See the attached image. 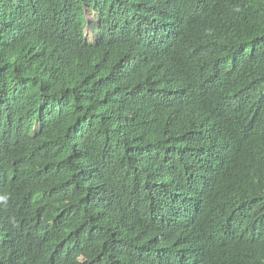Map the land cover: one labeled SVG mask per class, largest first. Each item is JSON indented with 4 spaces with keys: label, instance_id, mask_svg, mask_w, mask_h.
<instances>
[{
    "label": "trees",
    "instance_id": "1",
    "mask_svg": "<svg viewBox=\"0 0 264 264\" xmlns=\"http://www.w3.org/2000/svg\"><path fill=\"white\" fill-rule=\"evenodd\" d=\"M0 264H264V0H0Z\"/></svg>",
    "mask_w": 264,
    "mask_h": 264
},
{
    "label": "rangeland",
    "instance_id": "2",
    "mask_svg": "<svg viewBox=\"0 0 264 264\" xmlns=\"http://www.w3.org/2000/svg\"><path fill=\"white\" fill-rule=\"evenodd\" d=\"M88 23H87V27L85 30L86 33V39L91 42V43H95L96 42V29L94 28V24H96V19L94 15H90L87 18Z\"/></svg>",
    "mask_w": 264,
    "mask_h": 264
},
{
    "label": "clouds",
    "instance_id": "3",
    "mask_svg": "<svg viewBox=\"0 0 264 264\" xmlns=\"http://www.w3.org/2000/svg\"><path fill=\"white\" fill-rule=\"evenodd\" d=\"M91 14L93 15L92 12L87 11V18H88V16H90ZM95 19H96V18H95ZM87 21H88V20H87ZM96 22H97V23L94 24V25H97V24H98V26H99V22H98V20H96ZM94 25H93V26H94ZM86 27H87V26H86ZM85 30H86V29H85ZM85 37H86V33H85ZM86 40H87V39H86ZM90 43H91V42H90Z\"/></svg>",
    "mask_w": 264,
    "mask_h": 264
},
{
    "label": "water",
    "instance_id": "4",
    "mask_svg": "<svg viewBox=\"0 0 264 264\" xmlns=\"http://www.w3.org/2000/svg\"><path fill=\"white\" fill-rule=\"evenodd\" d=\"M89 11V10H88Z\"/></svg>",
    "mask_w": 264,
    "mask_h": 264
}]
</instances>
